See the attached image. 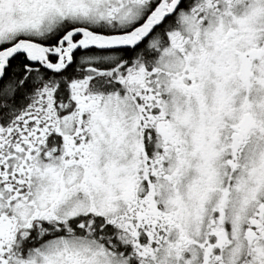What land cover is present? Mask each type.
Instances as JSON below:
<instances>
[{"label":"snow or ice","instance_id":"6c2138e0","mask_svg":"<svg viewBox=\"0 0 264 264\" xmlns=\"http://www.w3.org/2000/svg\"><path fill=\"white\" fill-rule=\"evenodd\" d=\"M0 264H264V0H0Z\"/></svg>","mask_w":264,"mask_h":264}]
</instances>
